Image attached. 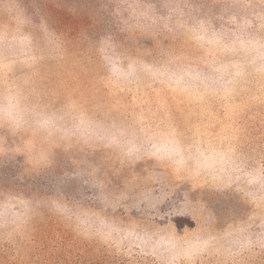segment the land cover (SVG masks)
Masks as SVG:
<instances>
[{"label":"rangeland","instance_id":"rangeland-1","mask_svg":"<svg viewBox=\"0 0 264 264\" xmlns=\"http://www.w3.org/2000/svg\"><path fill=\"white\" fill-rule=\"evenodd\" d=\"M0 264H264V0H0Z\"/></svg>","mask_w":264,"mask_h":264}]
</instances>
